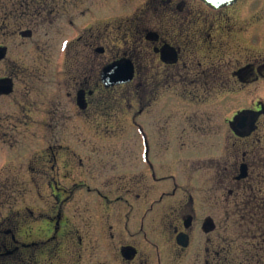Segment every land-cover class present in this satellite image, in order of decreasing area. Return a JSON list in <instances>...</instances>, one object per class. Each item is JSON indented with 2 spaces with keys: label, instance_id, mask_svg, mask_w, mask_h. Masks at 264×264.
<instances>
[{
  "label": "flooded vegetation",
  "instance_id": "obj_1",
  "mask_svg": "<svg viewBox=\"0 0 264 264\" xmlns=\"http://www.w3.org/2000/svg\"><path fill=\"white\" fill-rule=\"evenodd\" d=\"M260 5L9 1L17 14L2 21L0 63L12 62L16 36L37 32L42 53L18 95V75L0 77L12 85L0 97L20 109L4 121L41 132L0 138L12 144L0 167V264H92L113 245L116 264H177L202 239L219 251L220 205L246 207V264H264ZM12 139L34 152L16 155Z\"/></svg>",
  "mask_w": 264,
  "mask_h": 264
},
{
  "label": "rangeland",
  "instance_id": "obj_2",
  "mask_svg": "<svg viewBox=\"0 0 264 264\" xmlns=\"http://www.w3.org/2000/svg\"><path fill=\"white\" fill-rule=\"evenodd\" d=\"M9 1L13 0H0V35L2 33V21L7 15L9 11H11L8 5ZM260 6L264 3L263 0H259ZM9 14H17L15 10H12ZM24 28V27H23ZM43 35L41 36L43 44L45 45V56H53L54 48L52 50V36L53 31L46 28L43 29ZM45 35H48L45 37ZM40 41V37H38L37 32L31 39H22L20 37H14L11 40V57L12 62H10V69L7 63L2 62L0 63V77L7 75L10 71L18 75L16 79V94L18 95L20 91L25 88L26 84V77L28 72H35L37 65H38V56L42 53L40 50H37V43ZM0 43H3V37L0 36ZM55 46V45H54ZM38 51V52H37ZM14 61L16 63H14ZM50 72V70H48ZM21 73V74H20ZM9 104V108H8ZM20 111L19 106L15 103L7 102L3 97H0V138L6 136H16L18 139L20 137H28L27 140L23 139L22 141H34L35 137L41 132V129L37 125H30L29 127H21L18 126L17 129L10 128L7 126V122L5 124V116L7 113H12L13 119L15 117L13 115L18 114ZM32 116L35 113L32 111L30 112ZM8 131V134H6ZM16 131V133L14 132ZM17 138L16 141H19ZM14 141V139H12ZM8 140L0 139V167H3V163L7 156H11V150L7 147L11 146L12 144L7 143ZM15 142V141H14ZM19 144V143H18ZM13 144L15 147L13 150L17 153L16 155L19 156H27L29 157L30 153H33L35 149V145H28L23 148L22 145L25 144ZM31 147V149H30ZM80 149V148H79ZM211 147L209 145H205L203 152H207L203 154L204 161H208L211 157ZM29 158L26 160V164L31 163L33 159ZM22 161V160H21ZM30 161V163H29ZM28 162V163H27ZM18 161H16V164ZM3 178V175H0ZM0 178V179H1ZM16 192V191H15ZM16 195L19 196V192H16ZM2 199V198H1ZM4 199V197H3ZM18 199V197L14 198ZM238 198H235L237 200ZM10 200H13L10 198ZM217 229L211 236L212 238V247L213 249H218L219 251H206L208 247L205 243V240L202 239V243L195 246V251H189L185 253L184 256L179 255L177 258V264H246V259L251 257L246 256V207H236L235 205L226 208L222 207L221 205L218 207L217 213ZM207 242V241H206ZM103 247L104 244L102 245ZM101 245L92 246L91 251L94 252L96 255L99 254V251H104ZM112 249L105 258L99 260L97 256L92 258V264H116L115 259V245L111 247ZM107 249V248H106ZM202 250V251H199ZM77 251V250H76ZM218 252V255H217ZM93 253V252H92ZM252 262V261H251ZM250 262V263H251Z\"/></svg>",
  "mask_w": 264,
  "mask_h": 264
},
{
  "label": "water",
  "instance_id": "obj_3",
  "mask_svg": "<svg viewBox=\"0 0 264 264\" xmlns=\"http://www.w3.org/2000/svg\"><path fill=\"white\" fill-rule=\"evenodd\" d=\"M204 2H206L208 5L212 6V7H222V6H227V5H231L233 3H235L237 0H203ZM5 56V50L0 48V61L4 58ZM129 79L127 78H123L122 82H125ZM6 81L1 80L0 81V93H10L12 90V85H6ZM184 242V238H178V243L183 245ZM185 246V244H184Z\"/></svg>",
  "mask_w": 264,
  "mask_h": 264
}]
</instances>
